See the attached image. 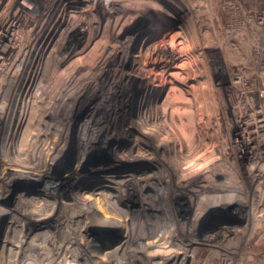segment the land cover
<instances>
[{"label": "rangeland", "instance_id": "obj_1", "mask_svg": "<svg viewBox=\"0 0 264 264\" xmlns=\"http://www.w3.org/2000/svg\"><path fill=\"white\" fill-rule=\"evenodd\" d=\"M17 1L21 8H17L20 32L13 34L12 46L0 52V177L6 178L0 180V264H156L173 251L187 255L183 264H264V122L254 118L255 112L264 108V67L262 53L253 45L249 47L248 41H241L238 35L224 34L227 24L238 27L237 13L222 11L219 22L208 16L210 7L213 13H219L221 0H126L133 4L116 3L108 10L105 6L109 7V0H104L100 8L96 5L101 0H97L99 4L96 0ZM239 1L234 0L235 6ZM149 2L174 19L168 28L151 34L134 29L137 19L153 14L155 8L144 6ZM69 5L77 13L63 31L60 11ZM258 6L264 13V0ZM50 9L54 21L44 29L43 14ZM103 11L109 14L102 28ZM121 12L127 16L117 17ZM239 16L252 31L250 22ZM210 29L214 35L208 33ZM219 39L224 41L220 43ZM257 45L260 49L259 41ZM51 47L52 59L47 62L49 57L44 52ZM77 48L79 53L69 56ZM261 51L264 54V48ZM167 63L177 81L164 86L158 80L165 75ZM32 111H40L37 118L41 122L31 118V129L46 131L39 135L29 130L23 136L22 120H27ZM193 120L194 139L211 148L202 146L188 158L180 151L178 139L182 144L191 139L185 129ZM239 125L249 132H244L243 138L247 136L254 148L242 143ZM17 126L21 132L11 140L10 130ZM67 127L69 135L61 137ZM173 127L179 128L180 135L170 132ZM90 134L95 139L86 150ZM68 137L64 154L54 163L36 161L40 142L41 154L51 143H63ZM23 139L26 144L20 155L3 151L12 141L15 150ZM133 140L138 142L137 147L131 146ZM136 154L143 157L144 176L154 183L151 181L142 191L141 185L131 182L120 194L122 190L110 187L111 183L136 175V167L130 165ZM192 156H196L193 161ZM190 163H197L201 171L195 165L194 172H188L185 166ZM7 164L18 167L17 178L8 175ZM35 169L42 171L32 175ZM206 171L208 177L203 181L197 174ZM203 183L208 186L202 188ZM179 184L187 189H179ZM99 191L124 197L115 207L125 214L105 207L106 200L99 198ZM142 192L145 195L141 196ZM90 200L96 210L91 214L86 209ZM227 200L238 205L231 207ZM195 207L201 213L190 227ZM16 209L23 214L17 213L15 226L12 214ZM145 220L149 224L143 227L140 224ZM156 223L162 224L166 234L161 242L142 247L143 234L150 233ZM126 227L131 244L121 250ZM169 264H179V259L171 258Z\"/></svg>", "mask_w": 264, "mask_h": 264}, {"label": "bare ground", "instance_id": "obj_2", "mask_svg": "<svg viewBox=\"0 0 264 264\" xmlns=\"http://www.w3.org/2000/svg\"><path fill=\"white\" fill-rule=\"evenodd\" d=\"M78 1V0H77ZM80 1H84V0H80ZM106 1V0H105ZM137 1V0H136ZM193 2H195V1H198V2H205V1H207V0H192ZM215 1H217V0H215ZM69 2H72V1H69ZM95 2H97V4H99V2L96 0ZM139 2V1H138ZM142 2V1H141ZM116 3H120V4H123V5H126V6H129V5H132L133 4V2H128V1H126V0H109V2L106 4V5H108L109 4V7L108 6H105V8H107V10H108V8H110L111 7V5H113V4H116ZM207 3V2H206ZM104 5L105 3H104V0H101V3L99 4V5H96L97 6V8L99 7L100 8V5ZM146 5H144L145 7H146V9H153V8H155V9H157V6L158 5H156L155 3H151V2H149V3H145ZM163 6V5H162ZM72 5H69V6H64L62 9H61V11H60V13H61V22H60V25L59 26H61V28L60 29H62L63 31L65 30L66 31V29L68 28V25L70 26V22H72V20H73V18H71L72 16L74 17L75 15H76V11L74 10V9H72ZM159 7V6H158ZM102 8V7H101ZM163 8H165V7H163ZM154 9V10H155ZM99 10V9H98ZM103 10H104V6H103ZM50 11H51V9L50 10H48V12L46 11L43 15H44V25H42L41 27L43 28V26H45L44 27V29L46 28V26H49V25H47V24H50V23H53V21L54 20H52L53 18H51V16H52V14L50 13ZM108 12V11H107ZM106 11H103V15H102V17L100 18L101 19V21H100V26L103 28V27H106V26H104V19H107L106 18V16L109 14V13H107ZM88 14V16L89 17H91V13H87ZM123 15H126L127 16V14H125V12H121V13H119L118 14V16L117 17H123ZM125 16V17H126ZM117 17H115V18H117ZM127 18V17H126ZM125 18V19H126ZM76 19V18H75ZM119 19V18H118ZM111 20V19H110ZM76 21V20H75ZM89 21H90V19H89ZM78 22V21H77ZM88 22V21H87ZM113 22V21H112ZM121 23V22H120ZM134 24H135V22H134ZM89 25V24H88ZM2 26H4V25H2ZM9 26H11V25H9ZM8 26V28H7V31H8V29L10 28ZM90 27V26H89ZM88 27V28H89ZM95 27V26H94ZM100 27V28H101ZM83 28V27H82ZM99 29V28H98ZM94 30V29H93ZM97 30V29H96ZM94 33V32H93ZM4 34V33H3ZM191 34V33H190ZM62 35V34H61ZM104 35H106V34H104ZM4 36V41H6V43H4V45L3 46H1L2 47V50L7 46H10L11 45V43H10V41L13 39L12 38V35H10V34H6V36H5V34L3 35ZM90 36V35H89ZM93 36V35H92ZM114 37V36H113ZM90 38V37H89ZM99 38V37H98ZM167 39V38H166ZM99 40V39H98ZM103 40H104V38H103ZM102 41V40H101ZM100 41V42H101ZM97 42V41H96ZM4 47V48H3ZM55 47V44H53V48ZM126 47V46H125ZM78 49L79 48H77V50H74L72 53H71V55H69V56H72V55H76L77 53H79L78 52ZM83 49H85V48H83ZM82 49V50H83ZM53 49H52V47L51 48H49V50L48 49H46V51L47 52H44L45 53V56L46 57H49V59L47 60V62L49 61V60H51L52 58L50 57V53L52 54V51ZM82 50H81V53H82ZM86 50V49H85ZM97 50V49H96ZM180 50V49H179ZM86 52V51H85ZM54 53H55V51H54ZM80 53V54H81ZM131 56V55H130ZM98 59V58H97ZM168 59V58H167ZM173 59V58H172ZM64 60L65 59H62V62H64ZM74 60V59H73ZM73 60H72V63H73ZM173 61H175V60H173ZM68 63V62H67ZM78 63H80V62H78ZM174 63H176V62H174ZM168 64V63H167ZM73 65V64H72ZM132 66V65H131ZM162 66H164V65H162ZM158 67V66H157ZM78 68V67H77ZM163 69V68H162ZM169 69H170V65L168 64L167 66H166V68L163 70V73L165 74V75H163L158 81H160V82H163V84L164 83H166V84H168V83H171V82H174V81H177V80H175V78H177V76L175 77V76H173V71H169ZM161 71V70H160ZM75 72V71H74ZM129 73H130V71H129ZM128 73V74H129ZM178 73V72H177ZM84 74V73H83ZM177 75V74H176ZM155 76V75H154ZM153 76V77H154ZM157 78V77H156ZM159 78V77H158ZM155 79V78H154ZM71 84V83H70ZM108 84V83H107ZM161 83H159V85H160ZM179 84V83H178ZM172 85V84H171ZM164 86H165V84H164ZM168 86V85H167ZM160 88L162 87V86H159ZM154 88H157V86H154L153 87V89ZM163 88V87H162ZM152 90V87H150V89H149V91H151ZM263 92H264V90H263ZM42 99H43V97H42ZM102 99V98H101ZM44 102V101H43ZM41 103H42V101H41ZM149 106V105H148ZM53 107V106H52ZM55 107V106H54ZM51 108V107H50ZM53 109V108H52ZM50 111H52V110H50ZM194 112V111H193ZM53 113H54V111H53ZM192 113V112H191ZM190 113V114H191ZM200 113V112H199ZM40 114V111H32V114H30V115H28L27 116V120L26 119H23L22 121H23V124H24V126H23V129H22V131H24L25 133V135H23V136H26L27 135V133L29 132V130H34V132H36V133H41L42 134V132H45L46 130H43L44 128H33V129H31V123H30V119L31 118H33V119H31V121H36L35 119H37V121H38V118H37V116H40L39 115ZM186 114H188V112L186 113ZM193 114H195V112L193 113ZM67 115V114H66ZM199 115V114H198ZM197 115V116H198ZM54 116V115H53ZM147 116V115H146ZM65 117V116H64ZM176 117V116H175ZM56 118V117H55ZM178 118V117H177ZM176 118V119H177ZM191 118L192 119H194V117H193V115L191 114ZM254 118H256V120L258 121V122H264V108L263 109H260V110H258V111H256L255 112V115H254ZM60 119V118H59ZM67 119V118H66ZM151 119V118H150ZM195 120V119H194ZM191 121L190 123V126L188 127V128H186L185 129V132H188V134H190V137H191V139L190 140H187L188 142H186V143H184V144H182L181 143V139L179 140L178 139V141H179V149H180V151L182 150L183 151V153L186 155V156H188V155H192V154H194V152L196 153L197 151H196V149H198V148H200V150H201V148H202V146H206V149H207V147L209 146H207V145H205L204 143H202L201 141H196L195 139H194V136H195V121ZM50 121V120H49ZM65 121V120H64ZM179 121V120H178ZM38 122H41V121H38ZM63 122V121H62ZM164 122V121H163ZM207 122V121H206ZM85 123V122H84ZM197 123V122H196ZM203 123V122H202ZM73 124V123H72ZM32 125H33V123H32ZM42 125V124H41ZM51 125V124H50ZM101 125V124H100ZM173 125V124H172ZM201 125V124H200ZM35 126H37L36 124H35ZM55 126V125H54ZM171 126V125H170ZM198 127V126H197ZM201 127V126H200ZM239 127L240 128H242V126L241 125H239ZM54 128V127H53ZM146 128V127H145ZM171 128V127H170ZM199 128V127H198ZM21 128L19 127V126H17V127H15V130H13L12 132H11V130H10V133H11V135H12V137H11V140H13V136H15L18 132H21V130H20ZM55 129V128H54ZM58 129V128H57ZM163 129V128H162ZM167 129V128H166ZM200 129V128H199ZM202 130H203V128H201ZM200 129V130H201ZM207 129V128H206ZM51 130V129H50ZM130 130V129H129ZM168 130V129H167ZM179 130V128H177V129H175L174 127H173V129H170V132L172 131V132H174L175 131V134H177V136H178V134L180 135V132L178 131ZM201 130V131H202ZM52 131V130H51ZM156 131V130H155ZM161 131V130H160ZM207 130H205V132H206ZM241 131L242 132H240V137H242V143L245 145V146H247V145H249V143H250V147L252 148L253 147V144L251 143V141H249V138L247 137V136H244V138H243V135H244V132L245 133H247L248 131L245 129V127H243L242 129H241ZM27 132V133H26ZM69 128L67 127V128H65L63 131H62V134H59L61 137H64V135H65V133H67V135H69ZM162 132V131H161ZM161 132H159V133H161ZM169 132V131H168ZM184 132V133H185ZM197 132V131H196ZM199 132V131H198ZM16 133V134H15ZM32 133V132H31ZM92 133V132H91ZM157 133V132H156ZM201 133H203V132H201ZM249 133V132H248ZM34 134V133H33ZM89 134V133H88ZM95 134V133H94ZM153 134V133H152ZM155 134V133H154ZM165 134H167V133H165ZM172 134V133H171ZM174 134V135H175ZM199 134V133H198ZM204 134V133H203ZM40 135V134H39ZM59 135H58V137H59ZM155 135H157V134H155ZM197 135V134H196ZM199 135H201V134H199ZM205 135V134H204ZM34 136V135H33ZM72 136V135H71ZM95 136V135H94ZM94 136L92 135L91 136V134L88 136V138L86 137V150L90 147V143H91V141H94ZM170 136V135H169ZM187 136V135H186ZM189 136V135H188ZM187 136V137H188ZM30 137V136H29ZM35 137H37V136H35ZM167 137H168V135H167ZM204 137V136H203ZM23 138H25V137H23ZM39 138V137H38ZM71 138V137H70ZM140 137H138V139H139ZM177 138V137H176ZM201 138V137H200ZM199 138V139H200ZM246 138H247V140L248 141H246ZM28 139V138H27ZM33 139V138H32ZM31 139V140H32ZM35 139V138H34ZM40 139V138H39ZM51 139V138H50ZM138 139H136V140H138ZM154 139V138H153ZM202 139V138H201ZM204 139V138H203ZM209 139V138H208ZM10 140V141H11ZM68 140V141H67ZM67 140H65V142H63L62 143V141L60 142H58L57 140L54 142V143H51V145H49L48 147H46L47 148V150H46V152L45 153H41L40 154V146L41 145H43L42 144V142H40L39 144H38V147H37V151H36V161L38 160L39 162H42V161H44L45 163H49V162H52V163H54L56 160H57V158H59L62 154H64V152H65V146L67 147L68 146V144H69V141H70V139H69V137L67 138ZM170 140H171V138H170ZM175 140H177V139H175ZM206 140V139H205ZM9 141V142H10ZM37 141V140H36ZM52 141V140H51ZM54 141V140H53ZM84 141V140H83ZM134 141V140H133ZM263 141V140H262ZM262 141H260V142H262ZM22 142V143H21ZM156 142V141H155ZM173 142H174V140H173ZM2 143H3V141H2ZM2 143L0 144V145H2ZM147 143V142H146ZM174 143H176V142H174ZM174 143H172L173 144V146L174 147H176L175 146V144ZM26 144V139L24 140H21L20 141V143H19V145H17V148H15V150H13V148L11 147V146H13V141H12V143L10 144V143H8L7 145H6V148L5 149H3V151L4 152H7V154H10V153H19V155L21 154V153H23L24 152V150H23V147H24V145ZM32 144V143H31ZM157 144H158V142H157ZM159 144H161V143H159ZM171 144V145H172ZM178 144V143H177ZM16 145V144H15ZM34 145V144H33ZM84 145V144H83ZM148 145V144H147ZM27 146V145H26ZM25 146V147H26ZM46 146V145H45ZM132 147H137L138 146V142H136V141H134L133 143H132V145H131ZM260 146H261V143H260ZM141 147H142V145H141ZM140 147V148H141ZM210 147V146H209ZM31 148V147H30ZM44 148V147H43ZM142 148H144V147H142ZM184 148V149H183ZM211 148V147H210ZM254 148V147H253ZM138 149V148H137ZM177 149V148H176ZM203 149V148H202ZM31 150H33V149H31ZM84 150H85V148H84ZM85 150V151H86ZM28 151V150H27ZM150 151V150H149ZM163 151V150H162ZM164 151H166V150H164ZM10 152V153H9ZM26 152V151H25ZM153 153H154V151H152ZM202 152V151H201ZM210 152V151H209ZM32 153V152H31ZM132 153V152H131ZM149 153V152H148ZM152 153V154H153ZM158 153V152H157ZM161 153V152H160ZM164 153V152H163ZM0 154H1V151H0ZM27 154V153H26ZM33 154V153H32ZM151 154V153H150ZM166 154V153H165ZM178 154V153H177ZM182 154V153H181ZM12 156H13V154H11ZM15 155V154H14ZM18 155V154H17ZM16 155V156H17ZM23 155V154H22ZM31 155V154H30ZM29 155V156H30ZM155 155V154H154ZM163 155V154H162ZM171 155V154H170ZM147 156V155H146ZM199 156V155H198ZM218 156V155H217ZM18 157V156H17ZM16 157V158H17ZM23 157V156H22ZM85 157V156H84ZM84 157L82 158V159H84ZM148 157V156H147ZM172 157H173V155H172ZM185 157V156H184ZM193 157V156H192ZM200 157V156H199ZM205 157V156H204ZM11 158V157H10ZM15 158V159H16ZM33 158V157H32ZM133 158V160H131V166H133V167H136V175H132V177H129V178H126V180H123L122 182H117V181H115V180H111V178H110V180L113 182V183H111L112 185L110 186V187H116V188H118V189H121L122 190V193H120V194H124V188H125V186L126 185H128L129 183H131V182H134L135 184L137 183V184H139V185H141L140 187H142V191L143 190H145L143 187H146V186H150L149 184H150V182L152 181H150L149 182V179L147 178V177H145L144 176V171H143V168H142V164H143V162H144V160H143V157H141V155L139 156L138 154H136V156H133L132 157ZM145 158V157H144ZM175 158V157H174ZM188 158H189V156H188ZM11 159H13V158H11ZM23 159H25V157L23 158ZM87 159V158H86ZM152 159V158H151ZM161 159H163V158H161ZM176 159V158H175ZM186 159V158H185ZM194 159H196V156H194L193 157V159H191L192 161L194 160ZM198 159V158H197ZM19 160H20V158H19ZM25 160H27V159H25ZM24 160V161H25ZM29 160V159H28ZM32 160V159H31ZM187 160V159H186ZM16 161V160H15ZM20 161H22V160H20ZM19 161V162H20ZM23 161V162H24ZM170 161H172L171 159H170ZM175 161V160H174ZM31 162H34V161H31ZM121 162V161H120ZM124 162V161H123ZM122 162V163H123ZM195 162V161H194ZM197 162V161H196ZM202 162V161H201ZM15 163V162H14ZM83 162H82V160H81V164L80 165H82V167H83V164H82ZM153 163V162H152ZM28 164H30V163H28ZM33 164V163H32ZM121 164V163H120ZM177 164V163H176ZM182 164V163H181ZM186 164V163H185ZM184 164V165H185ZM197 164V163H196ZM196 164H194V163H190V164H187L186 166H185V169L186 170H188V172H192L193 171V169H195V165ZM8 165V167L10 168H8V170H10V172H8V175L10 176V177H14V178H17V171H15V169H18V167H16V166H10L9 164H7ZM168 165V164H167ZM183 165V166H184ZM199 165V164H198ZM203 165V164H202ZM205 165V164H204ZM208 165V164H207ZM232 165V164H231ZM30 166V165H29ZM206 166V165H205ZM26 167V166H25ZM31 167V166H30ZM32 167H34L35 168V166H33L32 165ZM180 167H181V165H180ZM196 167H197V165H196ZM203 167V166H202ZM213 167V166H212ZM27 168H29V167H27ZM37 168H38V166H37ZM94 168V167H93ZM174 168V167H173ZM182 168V167H181ZM200 168V167H199ZM215 168H217V167H215ZM215 168H212V170L213 169H215ZM183 170V169H182ZM197 170H199L198 169V167H197ZM204 170V169H203ZM202 170V171H203ZM209 170H210V167H209ZM211 170V171H212ZM223 170V169H222ZM35 172H32L31 174L32 175H35V173L37 172H39V171H42V169H35L34 170ZM199 171H201V170H199ZM208 171V170H207ZM204 172V173H199V174H197V176L199 177V178H201V179H203V181L204 180H206V176H207V174H208V172ZM217 171V170H216ZM225 171V170H224ZM178 172V171H177ZM194 172V171H193ZM222 172V171H221ZM164 173V172H163ZM197 173V172H196ZM207 173V174H206ZM215 173V172H214ZM224 173V172H223ZM227 173V172H226ZM159 174V173H158ZM183 174V173H182ZM194 174V173H193ZM203 174H206V175H203ZM104 175V174H103ZM148 175V174H147ZM179 175V174H178ZM185 175V174H184ZM192 175V174H191ZM223 175V174H222ZM225 175V174H224ZM229 175H230V173H229ZM79 176V175H78ZM129 176V175H128ZM186 176V175H185ZM196 176V177H197ZM231 176V175H230ZM229 176V178L231 179V177ZM234 176V175H233ZM163 177V176H162ZM192 177V176H191ZM208 177V176H207ZM225 177H227V176H225ZM236 177V176H235ZM155 178V177H154ZM164 178H166V177H164ZM177 178H179V176L177 177ZM216 178V177H215ZM222 178V177H221ZM228 178V177H227ZM5 176L3 177H0V180L1 181H5ZM220 179V178H219ZM233 179V178H232ZM175 180H177V179H175ZM187 180V179H186ZM0 181V182H1ZM178 181V180H177ZM153 182V181H152ZM166 182V181H165ZM175 182V181H174ZM179 182V181H178ZM195 182V181H194ZM154 183V182H153ZM183 183V182H182ZM189 183V182H188ZM226 183V182H225ZM102 184V183H101ZM132 184V183H131ZM152 184V183H151ZM162 184V183H161ZM164 184V183H163ZM229 184V183H228ZM184 185V184H183ZM183 185H180L179 184V189H187L186 187H184ZM192 185V184H191ZM203 187L202 188H205V185H206V183H203V184H201ZM225 185V184H224ZM106 186H109V185H106ZM138 186V185H137ZM156 186V185H155ZM206 186H208V185H206ZM229 186H230V184H229ZM191 187V186H190ZM177 189V188H176ZM195 189V188H194ZM196 189H198V188H196ZM140 190V189H139ZM139 190H138V192H139ZM149 190V189H148ZM141 191V190H140ZM151 191H152V189H151ZM189 191V190H188ZM194 191V190H193ZM197 191V190H196ZM213 191V190H212ZM215 191V190H214ZM153 192V191H152ZM208 192H210V194H211V191H208ZM41 192H39L38 194H40ZM137 193V192H136ZM135 193V194H136ZM151 193V192H150ZM195 193H197V192H194V194ZM204 193V192H203ZM219 193V192H218ZM223 193V192H222ZM174 194V193H173ZM205 194V193H204ZM208 194V193H207ZM209 194V195H210ZM214 195H215V193H213ZM220 194V193H219ZM224 194H225V192H224ZM44 195H46V194H44ZM77 195V194H76ZM94 195V194H93ZM98 195L100 196L99 198H105L103 201H105L106 200V202H105V204H104V206L105 207H107L108 209H113V211L114 212H116V214H122V213H124V211L120 208H117V207H115L118 203H121L122 201H123V199H124V197H122L121 195H117L116 194V196H114L113 195V197H111L109 194H104V193H101L100 191L98 192ZM143 195H145V192H142V195L141 196H143ZM193 195V194H192ZM214 195H213V197H214ZM118 196V197H117ZM190 196H191V194H190ZM196 196H197V194H196ZM43 197V196H42ZM81 197V196H80ZM90 197H92V195L90 196ZM97 197V196H96ZM95 197V198H96ZM111 197V198H110ZM138 197H140V196H138ZM193 197V196H192ZM200 197V196H199ZM199 197H198V200H201V198L199 199ZM202 197V196H201ZM206 197H208V196H206ZM205 197V198H206ZM83 198V197H82ZM98 198V199H99ZM141 198V197H140ZM89 199H91V198H89ZM94 199V198H93ZM144 199V198H143ZM193 199V198H192ZM196 199V198H195ZM100 200V199H99ZM140 200V199H139ZM147 200V199H146ZM206 200V199H205ZM209 200H211L210 199V197H209ZM208 200V201H209ZM27 201H29V198H28V200ZM26 201V202H27ZM84 201V200H83ZM212 201V200H211ZM221 201V200H220ZM239 201V200H238ZM143 202V201H142ZM196 202V201H195ZM198 202V201H197ZM200 203H201V201H199ZM198 202V203H199ZM225 202V201H224ZM227 203H229V205L232 207V206H237L238 204L234 201V200H227L226 201ZM86 203H88V206H86V209H87V211L88 212H90V214H91V212L92 213H95L96 212V210L93 208L94 206V203L92 202V200H90L89 202H87L86 201ZM209 203V202H208ZM207 203V204H208ZM210 203H212V202H210ZM42 204V203H41ZM164 205V204H163ZM202 205V204H201ZM32 206V205H31ZM30 206V207H31ZM113 206V207H112ZM242 207V206H241ZM197 208L198 207H195V213H194V215L192 216V219H191V221H190V227H194V225L196 224L195 222H196V220L198 219L197 217L199 216L198 214H200L201 213V211H200V213H198V211H197ZM26 209V208H25ZM53 209V208H52ZM141 209V208H140ZM143 209H145V208H143ZM142 209V210H143ZM240 209V208H239ZM46 210V209H45ZM49 210V209H48ZM130 210V209H129ZM133 212V211H132ZM20 213V214H23V212L21 213L18 209H16V210H14V212H13V214H12V222L14 223V225L16 226V223H17V219H18V214ZM39 213V212H38ZM59 213V212H58ZM100 213V212H99ZM131 213V212H130ZM171 213V212H170ZM197 213V214H196ZM56 214V213H55ZM71 214V213H70ZM125 214V213H124ZM59 215V214H58ZM62 215V214H61ZM69 215V214H68ZM101 215V214H100ZM105 215V214H104ZM198 215V216H197ZM41 216V215H40ZM92 216V215H91ZM106 216V215H105ZM197 216V217H196ZM49 217V216H48ZM103 217V216H102ZM128 217V216H127ZM154 218V217H153ZM161 218V217H160ZM197 218V219H196ZM97 219V218H96ZM123 219V218H122ZM172 219V218H171ZM34 220H35V218H34ZM46 220V219H45ZM108 220H110L109 218H108ZM112 220V219H111ZM115 220V219H114ZM118 220V219H117ZM176 220V219H175ZM113 221V220H112ZM111 221V222H112ZM121 221V220H120ZM123 221V220H122ZM152 221V220H151ZM99 222V221H98ZM110 222V223H111ZM114 222V221H113ZM125 222H126V220H125ZM38 223V222H37ZM100 223V222H99ZM106 223V222H105ZM109 223V222H108ZM118 223V222H117ZM121 223V222H120ZM147 223L148 222H146V220H145V222H143V223H141L140 225L141 226H143V227H145L146 225H147ZM152 223V222H151ZM155 223V222H154ZM170 223V222H169ZM179 223H180V221H179ZM47 224V223H46ZM116 224V223H115ZM123 224V223H122ZM125 224V223H124ZM129 224V223H128ZM149 224V223H148ZM108 225V224H107ZM131 225V224H130ZM129 225V227H131ZM161 223H156L155 224V226H152V227H154L153 228V230H151L150 231V233L149 232H147L146 234L144 233L143 235V239H142V241H141V244L140 245H142V247L145 245V244H148L149 242H151V243H156L160 238H162V237H164V235L166 234V233H164V235H163V232H162V227H161ZM164 225V224H163ZM150 226V225H149ZM171 226V225H170ZM128 227V226H127ZM125 228L124 229V232H122L123 233V237L125 238V242H124V244H122V247L120 246V249L121 250H125V249H127L128 248V246H127V244H129V242L128 241H131L130 240V238H131V235H130V231H129V228ZM189 227V228H190ZM89 228V227H88ZM162 228V229H161ZM180 228H182V226L180 227ZM131 229H132V227H131ZM185 229V228H184ZM150 230V229H149ZM165 230H166V228H165ZM169 230V229H168ZM193 230V229H192ZM167 231V230H166ZM134 232V231H133ZM137 233V232H136ZM124 234H125V236H124ZM172 234H173V231H172ZM230 234V233H229ZM189 236V235H188ZM226 236H227V233H226ZM192 237V236H191ZM141 238V237H140ZM170 238V237H169ZM228 238V237H227ZM190 239V238H189ZM134 240V239H133ZM161 240V239H160ZM159 240V241H160ZM162 240H164V239H162ZM140 241V240H139ZM169 241V239L167 238V242ZM73 242V241H72ZM161 242V241H160ZM163 242H166V240L165 241H163ZM162 242V243H163ZM171 242V241H170ZM191 242V241H190ZM158 243V242H157ZM183 243H185V242H183ZM131 244V243H130ZM129 244V245H130ZM134 244V243H133ZM163 244H165V243H163ZM188 244V242L187 243H185V245H187ZM139 245V246H140ZM182 245V244H181ZM132 246V245H131ZM138 246V247H139ZM179 246H180V244H179ZM119 247V246H118ZM130 247V246H129ZM135 247V246H134ZM133 247V248H134ZM67 248V247H66ZM137 248V247H136ZM140 248V247H139ZM131 249V248H130ZM184 249H185V247H184ZM183 249V250H184ZM21 250V249H20ZM140 250V249H139ZM58 251V250H57ZM61 251V250H60ZM92 251V250H91ZM115 251V250H114ZM130 251H132V250H130ZM143 251V250H142ZM181 251V250H180ZM134 252V251H133ZM172 252V251H171ZM182 252V251H181ZM184 252V251H183ZM121 253H123L122 251H121ZM124 253H125V251H124ZM123 253V254H124ZM132 253V252H131ZM186 253V252H185ZM110 254V256H111V254L113 255V253L111 252V253H109ZM108 254V255H109ZM57 255H58V252H57ZM61 255V254H60ZM65 255V254H64ZM82 255V254H81ZM133 255V254H132ZM139 257V256H138ZM178 258L179 259V264H183V261L186 259V257H187V255H185V256H182V254H178L177 252H174L173 251V253H171V254H166L165 255V257L163 258V262L161 263V262H158V263H156V264H169L170 263V260H171V258L172 259H174V258ZM24 258V257H23ZM60 258H62V257H60ZM108 258V257H107ZM106 258V259H107ZM120 258V257H119ZM161 258H162V256H161ZM73 259H76L75 257L73 258ZM126 259V258H125ZM130 259V258H129ZM122 260V259H121ZM160 260V259H159ZM60 261V260H59ZM172 262V261H171ZM95 263V262H94ZM99 263V262H98ZM97 263V264H98ZM135 263V262H134ZM155 263V262H154ZM93 264V263H92ZM100 264V263H99Z\"/></svg>", "mask_w": 264, "mask_h": 264}, {"label": "built area", "instance_id": "obj_3", "mask_svg": "<svg viewBox=\"0 0 264 264\" xmlns=\"http://www.w3.org/2000/svg\"><path fill=\"white\" fill-rule=\"evenodd\" d=\"M62 1V0H61ZM229 0H221L219 2V13H213L212 7H210L211 11L209 10L208 12V16L213 15L214 20L219 22V19L222 15V11L227 12V11H231V13H237L236 17L239 20L235 21V25H237L238 27L235 26V28L233 27V25H226V30L225 33L226 35H238L240 36L241 41L245 40V42L248 41V46L250 47L251 45H253L255 47V50L257 52H261L262 53V65L264 67V54L261 51V48H264V44L262 43V40L264 38V13L260 12L258 10V2L260 3L261 0H254V4H250L247 6V1L248 0H240L239 4L235 6V2L234 0H230L231 6H227V2ZM0 0V52L2 51V47L4 45V34L6 36V34H10L12 35V40L15 39V37L17 36V34L20 32V27H19V18L21 16V14H19L17 8L19 9V1L16 0ZM30 3L32 4L33 2L30 1ZM63 3H65V1H63ZM67 3V2H66ZM14 5V6H13ZM204 8V7H203ZM264 8V7H263ZM21 9V8H20ZM223 9V10H222ZM254 10V11H253ZM264 11V10H263ZM242 15V17H244L245 19H247L251 26H252V31L248 30L246 27L245 23H242V18L239 16ZM14 17V19H11L10 17ZM212 17V16H211ZM212 18V19H213ZM4 25V26H2ZM11 25V26H9ZM8 26L10 27L7 31ZM51 26V24H50ZM212 28V26H211ZM221 28V27H220ZM23 29V28H21ZM213 30V29H212ZM211 29L209 30V34L210 35H214V33H212ZM4 33V34H3ZM53 33V32H52ZM13 34H15L16 36H14ZM11 40V41H12ZM10 41V42H11ZM223 39H219V42H223ZM257 41L260 42V49H257ZM11 42V45L12 46ZM4 48V47H3Z\"/></svg>", "mask_w": 264, "mask_h": 264}, {"label": "flooded vegetation", "instance_id": "obj_4", "mask_svg": "<svg viewBox=\"0 0 264 264\" xmlns=\"http://www.w3.org/2000/svg\"><path fill=\"white\" fill-rule=\"evenodd\" d=\"M148 1L161 3V1H157V0H148ZM156 10L158 12L154 13L155 10H153L152 15H150L151 14V12H150L147 16L137 19L135 21V24H134V29L148 30L149 33L151 34V33H157L156 31L160 30L161 28L162 29L166 28V27L168 28L170 21L174 20V19L169 18L167 13H166L167 11H165L164 9L158 8ZM163 26H165V27H163Z\"/></svg>", "mask_w": 264, "mask_h": 264}]
</instances>
